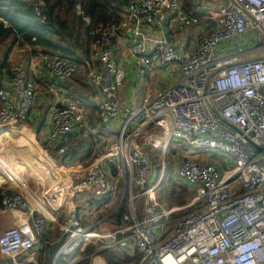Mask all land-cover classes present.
<instances>
[{
  "label": "built area",
  "instance_id": "built-area-1",
  "mask_svg": "<svg viewBox=\"0 0 264 264\" xmlns=\"http://www.w3.org/2000/svg\"><path fill=\"white\" fill-rule=\"evenodd\" d=\"M28 1L38 22L48 24L44 1ZM185 2L126 0L120 19L95 29L90 59L80 64L45 52L39 58L59 83L72 80L84 66L103 96L97 103L100 122L119 131L116 143L89 163L81 177L75 180L61 171L42 184L39 194L0 165L2 209L36 213V225L42 228L46 221L57 222L66 204L62 227L68 238L59 256L100 242L99 253L134 250L136 264H264V0H228L214 8L208 14L217 27L199 30L190 54L180 52L168 34L151 39L144 33L145 27L162 32L171 18L180 33L201 25L206 15L185 9ZM77 11L83 14L80 6ZM86 21L91 23L88 17ZM121 34L128 35L130 54L142 73L171 65L181 68L179 81L146 94L138 107L118 99L126 79L114 58ZM7 73L0 81V135L28 119L41 91L25 63L10 65ZM87 128L78 101L58 102L44 133L46 155L62 164L51 150L64 154L67 138ZM175 144L222 155L224 165L184 156L176 175L195 186V193L182 206L164 207L158 190L166 154ZM147 147L160 156L156 166ZM110 166L116 176L109 174ZM5 183L11 186L5 188ZM121 183L129 200L119 227L101 231L94 229L97 223L85 226L74 201L78 190L95 188L96 198L107 206ZM36 239L28 222L14 225L0 233V253L10 258L8 264H39Z\"/></svg>",
  "mask_w": 264,
  "mask_h": 264
},
{
  "label": "crops",
  "instance_id": "crops-1",
  "mask_svg": "<svg viewBox=\"0 0 264 264\" xmlns=\"http://www.w3.org/2000/svg\"><path fill=\"white\" fill-rule=\"evenodd\" d=\"M186 1L187 2L184 3L185 9L193 10L200 16L206 15V18L203 20L201 25L189 27L183 33H180L178 32L176 21L174 20V18H171L162 32L160 30H156L155 28L145 27L144 33L146 35H149L151 39H156L162 34H168V36L172 37L175 40L176 46L180 52L190 54L196 49V38L199 30H201L202 32L204 30L217 27L215 19L209 16L208 13L211 12L214 8H217L220 5L226 3L228 0ZM128 38V35L121 34L116 39L114 45V58L117 64H119V66L126 71V79L124 84L118 91V99L124 105L138 107L142 104V100L146 94L151 92L163 91L171 84L179 81L181 77V68L179 65H171L166 68L157 67L150 73H142L140 67H138L134 63V58L130 54L131 43L130 39L128 40ZM41 54L42 53L40 52L34 53L29 45H15L8 56V66L1 68L2 76L0 80H4L8 77L7 72L10 65L17 62H22L27 65L31 79L36 83L38 88L41 89L37 98L38 106L35 104L37 107L33 108L31 110L32 112L30 111L28 115V118H30V122L35 125L36 130L40 132L44 131L45 133L48 128L51 104L56 105L58 102H63L66 99H74L78 101L79 104L83 107L88 123V128L85 129L84 132L72 134L71 142L68 141V148L66 150L67 152L70 149H75V146L78 147L79 143L82 144V146L78 147L79 149H77V156H75V153L72 152H70V155L68 156L65 155V153L58 154L56 150L53 149L51 150V153L53 154L55 159L60 161L62 164L49 160L50 168L48 169V175L51 179H53L54 176L59 174L63 169L67 174L72 175L73 178L77 180L79 177H81V175L85 173V168L89 163L96 160L97 158L99 159L103 157V155L109 150V148L114 143H116L119 131L100 122L98 109L94 107H97L98 101L102 99L103 96L98 87L91 82L89 73L84 66L81 65V67L85 68V70L83 69L82 71H80L79 69L80 73L78 71L72 80L65 83H59V81L52 77V75L44 68L42 62L39 60ZM249 55L252 57V54ZM21 58L23 60L19 61ZM93 61L96 66L101 69L98 61L96 59H93ZM172 68L176 69V73H171L170 69ZM164 79L166 80L165 82H163ZM141 88H143L142 94L140 93ZM17 133L23 135V137H25L27 141L30 142L27 143V146L29 145V148L27 147V149H30L32 145H37V140L29 128H22L21 130H18ZM73 142L77 143L73 144ZM148 149L149 147L146 148V151L147 153H150L148 152ZM42 150L43 151L41 152H44L45 154V156L43 155V157L48 162V156L46 155L43 147ZM186 153L187 154L185 156L194 154V156L200 161L215 162L224 165V162H222L223 156L219 154L210 156V154L208 153L209 155L205 157L200 154L198 157L197 154H195L192 150H188ZM218 155L222 158L217 157ZM41 161L42 159H39L40 163ZM6 163L7 161L5 162L2 158H0V165L6 168V170H8L10 173H12L15 178L19 179L20 177L18 175H15L11 168L7 166L8 163ZM51 164H55L54 168ZM156 173L154 174V176L156 175ZM38 178L39 179L34 182V184L29 186V189H31L35 194H39L42 184L48 182L45 179L42 180L40 175ZM177 179L179 180L180 178L177 177ZM174 180L177 181L176 179ZM181 180L182 179H180V181ZM19 181L25 182L26 179H21ZM180 181L177 182L187 187V203L193 197L196 187L189 185L184 180H182L181 182ZM10 186L11 185L9 184H4L5 188H9ZM89 189L78 190L74 199L76 205L78 206L79 213L82 216L83 224L90 227L93 224L97 223L94 229L101 231L117 229L120 225L121 218L120 220L115 218L114 213L116 212V207H114V209H111V207L116 204L123 196L124 198L126 196L129 200V192H124L123 183H121V189L119 192V194L122 193L121 197H119L118 194L111 197L107 202V206L105 205V201L96 198V189L92 193L91 190L94 188ZM159 191L160 189L158 190V196ZM188 195L189 199L187 200ZM117 197L118 200L115 201ZM160 202L164 207H172L178 205H168L169 202L161 200ZM65 207L66 204L60 207L57 222L46 221L44 227L42 228H39L36 225L37 214H30L28 211L15 210V218L9 219L8 222L13 223L12 226L19 225L24 222H28L29 224H31L37 236L35 252L39 264H57V262L62 258H68L69 264H79L81 261L85 260V258H87L86 260H89L90 264H108L106 258L102 256L103 254L101 252L100 253L102 255L99 252H95L97 245L96 243H89L81 248L82 250H84L89 245H92L95 248H93L95 250V254L90 253V250L84 255L82 253L72 252L71 254L59 256L61 247L68 238V233L62 227V225L67 221L64 212ZM5 211L8 210H4L0 207V215ZM1 232L2 231L0 230V233ZM117 250L126 253L130 258L131 256H134V254L136 255L135 251L132 249L117 248ZM9 261L10 258L8 256H4L0 253V264H8Z\"/></svg>",
  "mask_w": 264,
  "mask_h": 264
},
{
  "label": "trees",
  "instance_id": "trees-1",
  "mask_svg": "<svg viewBox=\"0 0 264 264\" xmlns=\"http://www.w3.org/2000/svg\"><path fill=\"white\" fill-rule=\"evenodd\" d=\"M43 1L49 20L46 25L38 22L28 0H0V78L1 68L8 66V56L15 45H29L34 53L59 54L82 64L85 59H90L92 56L91 44L96 37L95 29L99 25H107L120 19L126 6V0ZM78 6L83 14L78 13ZM86 17L90 18L91 23L86 21ZM71 136L67 138V143L71 142ZM78 145V147L82 146L80 143ZM78 147L75 146V149L65 152V155L68 156L72 152L77 156ZM148 152L151 157L156 154L152 148H149ZM186 194L187 187L169 176L161 187L159 197L161 201H175L179 202L177 206H181L186 203ZM1 196L0 189V201ZM127 200L125 196L123 203L114 213L116 219L120 220L127 211ZM93 248L94 246L89 245L84 250L76 249L74 253L84 255ZM101 253L104 254L108 264H120V258L123 256L126 262L132 258L118 251L117 248L106 249ZM57 264H69V260L62 258ZM79 264H90V262L85 259Z\"/></svg>",
  "mask_w": 264,
  "mask_h": 264
},
{
  "label": "rangeland",
  "instance_id": "rangeland-1",
  "mask_svg": "<svg viewBox=\"0 0 264 264\" xmlns=\"http://www.w3.org/2000/svg\"><path fill=\"white\" fill-rule=\"evenodd\" d=\"M22 60L23 59L21 58L19 61H22ZM83 69L85 70V68L81 67L80 71H82ZM170 70H171V73H176L175 68H172ZM80 71H79V73H80ZM171 73H170V75H171ZM81 75H85V74H81ZM165 81L166 80L164 79L163 82H165ZM142 91H143V88H141V91H140L141 94H142ZM37 103L38 102L36 101L35 104L37 105ZM35 104L33 105L32 109L36 108L38 106V105L36 106ZM56 105L51 104L50 108L52 109ZM28 120L29 121H27V122L25 121V122L19 124V126H17L14 129L11 128L10 130L2 131V133H4V134L0 135V158H2L5 162L7 161V163H8V164L6 163L7 166L11 168V170L13 171V173L15 175H18L20 177L19 179H17V178H15V176L12 173H10L8 170H6V171H8V173L11 176H13L14 179H16V180L26 179V184L28 186H31L32 184H34V182H36L39 179L38 178L39 175L41 176L42 180L45 179V180L49 181V180H51V178L48 175L49 174L48 169L50 168V163L48 164V162L43 157V155L45 156L44 152L43 153L41 152V151H43L41 146H42L43 141H44L43 140L44 131L43 132L37 131L36 126L33 125L32 123H30V118H28ZM44 125H45V123H44ZM25 127L29 128L32 131L34 137L37 140V143H36L37 145L36 146L32 145L30 149H27V147L29 148V145L27 146V143H30V142H28L27 139L25 137H23V135L17 133L18 130H21L22 128H25ZM188 150L194 151V153L197 154L198 157L200 154L203 157H205L209 154H210V156H212L214 154L216 155V153H213V152H209V151H205V150H199V149H190V148L184 146L183 144H175L173 146V148L166 154V159H165L166 172H165L164 180L166 178H168L169 176H171L173 178V180L176 179L177 181H180V179L179 180L177 179L176 170H177V167L179 165V162L184 158V156L187 154L186 152ZM217 157L222 158L219 155ZM151 158H152V162L156 166L158 160H160L159 154L156 153ZM39 159H42L41 163L39 162ZM207 161H209V160H207ZM51 165L54 168L55 164H51ZM55 168H58V167H55ZM114 169H115L114 166H110L108 168L109 174L111 176H116V171ZM154 170L156 173L157 169L154 168ZM62 171H64V170L62 169ZM0 178H1V181H2V179H4V177H2V176H0ZM48 178H50V179H48ZM163 183L164 182H162L161 187H162ZM87 189H89V188H87ZM94 190H95V188L91 190V193ZM160 190H161V188H160ZM118 195H119V197H121L122 193H120V194L118 193ZM187 197H188L187 198V200H188L189 195ZM117 200H118V197L115 201H117ZM165 202H168V201L165 200ZM170 202H173V201H170ZM170 202L168 205H170V204L176 205L179 203V202H175V201L173 203H170ZM181 202L182 201H180V203ZM115 206H116V204H114L111 207V209H113ZM14 212H15V210H8V211H5L4 213H1V215H0V230L1 231L10 228V226L12 227L13 223L8 222V220L15 218ZM97 245H100V242H98ZM97 245H96V248L98 247ZM94 251L95 250L93 249L90 251V253H94ZM102 256H104V254ZM131 257H132V259L126 262V258H124V256H123L122 258H120V264H136V260L138 257L137 254L136 255L134 254V256H131ZM85 259H87V258H85Z\"/></svg>",
  "mask_w": 264,
  "mask_h": 264
},
{
  "label": "bare ground",
  "instance_id": "bare-ground-1",
  "mask_svg": "<svg viewBox=\"0 0 264 264\" xmlns=\"http://www.w3.org/2000/svg\"><path fill=\"white\" fill-rule=\"evenodd\" d=\"M47 158H48L47 160H48V163H49V160H50L51 158H49V157H47ZM51 160H52V159H51ZM51 160H50V161H51Z\"/></svg>",
  "mask_w": 264,
  "mask_h": 264
}]
</instances>
